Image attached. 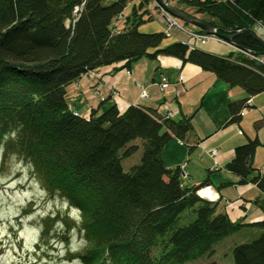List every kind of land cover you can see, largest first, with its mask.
Returning <instances> with one entry per match:
<instances>
[{
    "label": "trees",
    "instance_id": "1",
    "mask_svg": "<svg viewBox=\"0 0 264 264\" xmlns=\"http://www.w3.org/2000/svg\"><path fill=\"white\" fill-rule=\"evenodd\" d=\"M133 5L119 32L113 20L129 0H0V143L20 125L18 139H8L5 154L30 159L48 191L67 197L81 209L90 246L78 257L84 264H186L214 257V245L245 227L260 234L230 249L233 264H264V218L252 224L231 222L216 204L197 192L209 185L186 186L180 166L167 168L161 153L176 139L186 142L191 117L174 119L150 108L111 105L101 114L75 116L68 107V87L97 68L158 55L193 64L213 74L244 98L228 104L229 124H237L250 97L264 93V65L234 51L216 56L175 41L161 46L163 33L138 30L150 0ZM174 1L236 34L232 46L262 56L264 0ZM148 16L149 13H148ZM247 30V31H246ZM262 41V40H261ZM139 141L140 145L135 144ZM260 142L234 149L225 166L238 185L253 184L264 193V178L251 165ZM140 151L137 165L122 161ZM264 211V201L254 202ZM58 219V217H55ZM53 223L56 219L48 218ZM45 226L43 236L48 234ZM208 264H225L212 260Z\"/></svg>",
    "mask_w": 264,
    "mask_h": 264
},
{
    "label": "crops",
    "instance_id": "2",
    "mask_svg": "<svg viewBox=\"0 0 264 264\" xmlns=\"http://www.w3.org/2000/svg\"><path fill=\"white\" fill-rule=\"evenodd\" d=\"M129 1L133 5L136 1L140 2ZM203 16L204 14H199L198 19L202 20ZM124 19L126 17L123 16V22ZM209 22L212 21L206 23ZM172 37L181 42L183 34L174 32ZM262 41L264 42L263 39ZM197 49L211 53L204 48ZM230 49L237 53L234 48ZM86 75L88 76H82L67 88L66 102L70 91L75 95V102L81 103L85 111L83 108L77 109L88 115L91 111L99 115L111 105H116L120 111L128 106H138L153 109L160 115L169 111L174 119L191 117L192 133L187 136L186 142L194 150L192 153L187 151L188 157L183 158L181 148L187 145L172 139L161 153L165 166L169 169L180 166L186 174V186H197L209 179L210 183L205 187L209 189L206 195L208 198L203 197L204 193L197 194L202 199L215 203L216 212L226 214L231 222L252 224L264 218V211L254 203L256 200L264 201V193L253 184L238 185L237 177L225 168L233 159L236 147L249 139H257L260 145L253 155L251 165L264 178V93L250 97V106L244 108L239 122L229 124L227 106L232 101L243 99V91L237 87H228L213 74L204 72L193 64L182 65L176 58L163 55L154 59L141 58L127 68L124 67V62H119L97 68ZM163 79L168 83L165 89L160 87ZM90 88L92 91L95 89V98L90 96ZM142 90L145 91L146 98L140 97ZM213 149L218 153L216 160L208 156ZM183 160L185 162L181 164ZM251 215H256L257 220H249L248 216ZM243 230L255 231L249 238L234 245L249 242L261 232L249 226L236 234Z\"/></svg>",
    "mask_w": 264,
    "mask_h": 264
},
{
    "label": "clouds",
    "instance_id": "3",
    "mask_svg": "<svg viewBox=\"0 0 264 264\" xmlns=\"http://www.w3.org/2000/svg\"><path fill=\"white\" fill-rule=\"evenodd\" d=\"M22 125L4 134L0 143V162L4 161L8 139H18ZM49 194L36 174L34 163L19 153H9L5 170L0 171V264H84L76 253L90 246L83 224L81 209L70 205L67 197ZM32 210L25 214V210ZM67 212L77 227L69 230L56 221L43 236V221L55 219L56 214ZM67 235L65 242L60 237ZM75 258L66 259L69 254Z\"/></svg>",
    "mask_w": 264,
    "mask_h": 264
},
{
    "label": "rangeland",
    "instance_id": "4",
    "mask_svg": "<svg viewBox=\"0 0 264 264\" xmlns=\"http://www.w3.org/2000/svg\"><path fill=\"white\" fill-rule=\"evenodd\" d=\"M131 3L132 2L129 1L127 6H126V8H125V10L123 11V16L124 17H130L131 18V16H132V8H133V4H131ZM166 3L170 7L174 8V9L180 10L182 12L185 11V13L190 14V15L194 14L197 18H200L199 14H195L194 13L193 9L187 8L184 5H178L174 1L166 2ZM135 5H138V1L135 2ZM156 7L157 6L153 2L148 3V5L146 7H144L145 9L147 8L146 9L147 12H145L147 14L143 16L144 21L142 23H140L139 26H138V30L141 33H147V34L163 33V29H162V25H161L162 23H160V21L158 19V17L160 18V15L157 14V8ZM148 13L149 14L151 13L150 16H148ZM201 19L204 20V22H208V21L216 22L215 19H212V18H210L207 15H204ZM175 20L179 21L176 18H175ZM125 22H126V20L124 19V22H123V18H122V20H120L119 23H118V28L119 27H123L125 25ZM179 22H181V21H179ZM181 24L188 32L196 33V35H200V34H198V32H193V31H197V30H195L196 28H194L192 26H189V25L186 26V24H184L182 22H181ZM253 28H254V31L257 33V35L260 38L262 37V39L264 40V34H263L262 30L258 26L253 27ZM175 32L178 33L179 31L176 30ZM182 34H183L184 41H181V42H184V44L188 45V47H189L188 43H190L191 45L196 46L194 48H204L205 50L211 51L210 54H213V55H216V56H223V55L226 56L227 54H229L231 52L230 47L234 48L236 50V52L243 53L247 57H249L248 55H251L250 53H246L245 51H242L240 49H237V48L233 47L232 45H229L228 43H226L222 39L218 38L217 36L212 37L211 39H208V40H205V41H202V42H198V41L192 39V37H190L188 34H184V33H182ZM201 34L206 35L203 32ZM206 36H209V35H206ZM175 40H176L175 37H169V38L168 37H164L161 46H165L168 43L169 44L173 43V42H175ZM256 57L257 58H263L264 56H255L254 59L249 57V59L254 60L257 63H260L259 61L256 60ZM84 76H88V75H84ZM90 90L92 91L91 88H90ZM94 90L91 92L90 96L95 98V91ZM70 93L71 92L69 91V93L67 95V102L66 103H67V105H69L68 107L75 108V109H71L70 108L73 113H77L79 116L87 118L88 114L82 113L81 110L77 109V108H80V109L83 108L81 103H76L75 102V98H73L75 95L73 93H71V94ZM83 111H85V108H83ZM134 143L137 144V145H140L139 141H135ZM181 149L183 151V158H185L187 156V150H186L187 147L183 145ZM8 154L9 153H7V154L4 153V161L0 162V171H4L5 170V165L7 163ZM192 156L193 155H191V157ZM210 158H212V157H210ZM216 158H217V156L215 158H212V159L216 160ZM139 159H140V151L135 153L133 156H131V157H129V158H127V159L122 161L123 169L125 171H127L129 167L137 165L139 163ZM186 161H187V159H186ZM184 162H185V160H183V162L181 164H183ZM42 185L44 186L43 183H42ZM48 192H49V194H53V195L57 194V193H52L50 191H48ZM198 192L204 193L205 195H203V197L204 198H208V196H206V195H208L209 189L204 187V188H201ZM241 203L242 202H240V204ZM244 205L245 204H243V206ZM31 210H32V206L29 205V207L25 210V214H27ZM55 217H58L59 220H57V218H55L57 221H61L62 220L63 224L69 230L77 227V225L75 224V221L73 219L69 218V215H68L67 212H64V213L58 212ZM248 219L249 220H255L256 219V215L248 216ZM55 223L56 222L53 223L51 220H48V219H45L43 221L44 227L47 226V228L49 229L48 234L44 236L45 238H47L49 236V232H50V230L52 229V227H53V225ZM253 231H255V230H243V231H241L238 234H236V232H234V233L230 234L229 236H227L225 239L220 240L219 242H217L214 245V248H213L214 249V257H211L210 259H208L206 257H203L202 259H199V260H196V261H193V262H189V263H186V264H208L212 260L219 261V262H222V263H225V264H233L232 256H231V253H230V249L234 246V244H236L237 242H240L242 239L249 238L250 234ZM60 238L63 239L65 242H67V240H68V236L67 235H64V236H62ZM78 254L79 253H76L75 256H78ZM74 258L75 257L71 253L66 257V259H68V260H72Z\"/></svg>",
    "mask_w": 264,
    "mask_h": 264
},
{
    "label": "built area",
    "instance_id": "5",
    "mask_svg": "<svg viewBox=\"0 0 264 264\" xmlns=\"http://www.w3.org/2000/svg\"><path fill=\"white\" fill-rule=\"evenodd\" d=\"M150 2H153V0H150ZM154 3V2H153ZM157 8V14L160 15V18L158 17L160 23H162V29H163V35L165 37H172L174 36V32L177 30L181 33H184V34H188L190 37H192V39L198 41V42H202V41H205V40H208V39H211L212 37H215L214 35H209V36H206V35H203L201 34L202 31L198 30V29H195L197 31H193V32H198V34L200 35H196V33H191V32H188L181 24V22L175 20V18H173L172 16H170L169 14L165 13L164 10L162 8H160L159 6L156 7ZM123 16L122 15H118L114 20H113V23H112V26H113V31L115 33H118L119 32V29L120 27L118 28V23L120 20H122ZM187 26V25H186ZM189 27V26H188ZM184 41V40H182ZM184 43V42H182ZM189 44V48L192 49L194 48L193 45H191L190 43ZM241 53V52H240ZM243 54V53H242ZM250 58H255V56H252V55H248ZM264 58V57H263ZM263 58H257L256 57V60L259 61L261 64L264 65V59ZM127 74H129V72H127ZM180 80V78H179ZM168 83L165 79H163L160 87L161 89H165L167 87ZM140 97L141 98H146V93L144 90H142L141 94H140ZM249 105H250V101L247 102ZM75 116H77L78 114L77 113H73ZM168 117H172V114L167 111L165 113ZM208 156L209 157H212V158H215L216 156H218V153L216 151V149L212 150L211 152L208 153ZM182 177L183 179H186V174L183 173L182 174Z\"/></svg>",
    "mask_w": 264,
    "mask_h": 264
},
{
    "label": "water",
    "instance_id": "6",
    "mask_svg": "<svg viewBox=\"0 0 264 264\" xmlns=\"http://www.w3.org/2000/svg\"><path fill=\"white\" fill-rule=\"evenodd\" d=\"M153 2L156 6H159L160 8H162L167 14L173 16L174 18L178 19L182 23L189 25V26H192V27L202 31L206 35L217 36L218 38L222 39L223 41H225L229 45H232V40H233L234 36L236 34L242 32L241 30H237L234 33H232V31H230L228 29H221V28L215 27L209 23H206V22L198 19L194 15H190V14H187L185 12H182L180 10H177V9L170 7L163 0H153ZM252 35L261 44L262 49H263V55L262 56H264V42L261 41L259 38H257L255 36V34L252 33ZM245 52L249 53V51H245Z\"/></svg>",
    "mask_w": 264,
    "mask_h": 264
}]
</instances>
